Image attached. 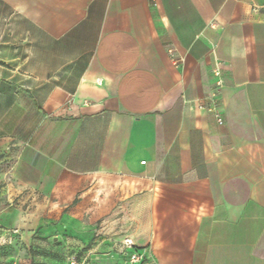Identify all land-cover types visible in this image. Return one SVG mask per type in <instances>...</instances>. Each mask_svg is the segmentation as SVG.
<instances>
[{
  "label": "crops",
  "instance_id": "crops-1",
  "mask_svg": "<svg viewBox=\"0 0 264 264\" xmlns=\"http://www.w3.org/2000/svg\"><path fill=\"white\" fill-rule=\"evenodd\" d=\"M4 228L264 264V0H0Z\"/></svg>",
  "mask_w": 264,
  "mask_h": 264
},
{
  "label": "rangeland",
  "instance_id": "rangeland-1",
  "mask_svg": "<svg viewBox=\"0 0 264 264\" xmlns=\"http://www.w3.org/2000/svg\"><path fill=\"white\" fill-rule=\"evenodd\" d=\"M146 263V260L144 264ZM0 264H129L119 254L91 253L89 245L42 229H0Z\"/></svg>",
  "mask_w": 264,
  "mask_h": 264
},
{
  "label": "built area",
  "instance_id": "built-area-1",
  "mask_svg": "<svg viewBox=\"0 0 264 264\" xmlns=\"http://www.w3.org/2000/svg\"><path fill=\"white\" fill-rule=\"evenodd\" d=\"M215 75H218V69L215 68ZM217 120L221 122V117L218 114ZM118 254L126 259L129 264H144L146 260L145 253L142 250L136 249V246L131 237H125L122 241L119 242V251Z\"/></svg>",
  "mask_w": 264,
  "mask_h": 264
},
{
  "label": "trees",
  "instance_id": "trees-1",
  "mask_svg": "<svg viewBox=\"0 0 264 264\" xmlns=\"http://www.w3.org/2000/svg\"><path fill=\"white\" fill-rule=\"evenodd\" d=\"M143 264V263H142Z\"/></svg>",
  "mask_w": 264,
  "mask_h": 264
}]
</instances>
